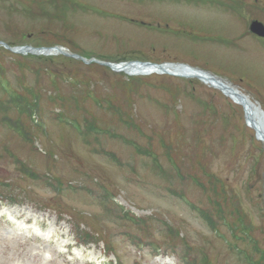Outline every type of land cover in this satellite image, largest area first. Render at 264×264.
<instances>
[{
    "label": "rangeland",
    "instance_id": "1",
    "mask_svg": "<svg viewBox=\"0 0 264 264\" xmlns=\"http://www.w3.org/2000/svg\"><path fill=\"white\" fill-rule=\"evenodd\" d=\"M254 20L264 0H0V41L199 66L264 112ZM66 58L0 46V264H264V144L244 109L199 79Z\"/></svg>",
    "mask_w": 264,
    "mask_h": 264
},
{
    "label": "bare ground",
    "instance_id": "2",
    "mask_svg": "<svg viewBox=\"0 0 264 264\" xmlns=\"http://www.w3.org/2000/svg\"><path fill=\"white\" fill-rule=\"evenodd\" d=\"M138 67L139 66H129V67H124L123 70H126L128 72L132 71L131 69L137 72L156 70L154 67L152 68L149 66L148 67L143 66L139 69ZM162 71L181 72L180 70H176V68H174L173 66H163ZM182 73H188L204 82H207L211 86L220 90L226 97L230 98L235 104L241 106L245 111L248 126L257 133L258 138L264 141V112L260 109V107L256 103L252 102L247 95L242 93V91H240L238 88L228 83L227 81L216 79L208 73L199 72L196 70H187V69L183 70Z\"/></svg>",
    "mask_w": 264,
    "mask_h": 264
},
{
    "label": "water",
    "instance_id": "3",
    "mask_svg": "<svg viewBox=\"0 0 264 264\" xmlns=\"http://www.w3.org/2000/svg\"><path fill=\"white\" fill-rule=\"evenodd\" d=\"M250 31L252 34L264 38V25L258 21L252 22L250 25Z\"/></svg>",
    "mask_w": 264,
    "mask_h": 264
},
{
    "label": "trees",
    "instance_id": "4",
    "mask_svg": "<svg viewBox=\"0 0 264 264\" xmlns=\"http://www.w3.org/2000/svg\"><path fill=\"white\" fill-rule=\"evenodd\" d=\"M28 129H29V128H28ZM224 204H225V202H224ZM225 205H226V204H225ZM232 212L235 213V211H232ZM234 215H235V214H234ZM229 220H230V219H229ZM231 222H233V220H231ZM245 226H246V223L243 224V221H241L239 227H243V231H244ZM231 228H232L233 231L238 230V227L235 225V223H232ZM246 231H249V228H248V227H247V230H246ZM243 233H244V232H243Z\"/></svg>",
    "mask_w": 264,
    "mask_h": 264
}]
</instances>
